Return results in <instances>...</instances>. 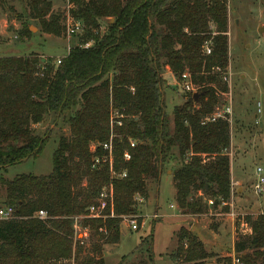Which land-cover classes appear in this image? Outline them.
Wrapping results in <instances>:
<instances>
[{
	"label": "trees",
	"instance_id": "1",
	"mask_svg": "<svg viewBox=\"0 0 264 264\" xmlns=\"http://www.w3.org/2000/svg\"><path fill=\"white\" fill-rule=\"evenodd\" d=\"M6 2L0 0V8ZM67 3L84 28L80 43L58 65L54 57L33 53L0 56V172L41 153L49 136L35 134L32 125L47 115L68 113L69 129V137L58 141L48 174L0 176L2 203L14 211L9 219L0 217V264L78 261L84 241L78 240L80 246L75 241L74 218L88 232V257L81 264H104L98 256L119 242L121 217L136 214L135 196L147 198V180L158 186L167 169L180 214H203L209 200L213 209L225 203L222 210H229L230 125L227 115L214 117L220 95L228 91L222 77L228 66L227 1ZM51 7L48 0H27L26 16L57 36L65 27ZM20 35L32 34L25 27ZM86 42L91 45L80 46ZM166 70L178 79L187 72L201 93L196 101L188 93L171 118L162 92ZM103 143L111 144L115 173L124 171L125 177H111L107 164L91 167L94 157L107 156ZM105 185L113 189L114 216L85 217ZM40 210L45 218L35 216ZM245 220L250 233L235 242L234 251L240 264H264V217ZM178 243L183 264H204L209 257L186 229H180ZM148 252L133 264H153L151 248Z\"/></svg>",
	"mask_w": 264,
	"mask_h": 264
},
{
	"label": "rangeland",
	"instance_id": "2",
	"mask_svg": "<svg viewBox=\"0 0 264 264\" xmlns=\"http://www.w3.org/2000/svg\"><path fill=\"white\" fill-rule=\"evenodd\" d=\"M53 13L60 15L61 25L65 27L68 13L67 0H48ZM228 7V66L222 73L227 83V93L220 95V104L216 114L227 115L230 125V146L227 153L232 162V169L240 183L232 186L229 210H222L224 205L213 209L206 202V211L200 215H180L170 185L172 171L167 169L156 186L147 180V198L136 202V214L140 224L137 230H130L126 223H121L119 242L98 256L104 264H133L144 260L148 250L154 255L153 264H183L177 254L178 234L181 228L188 230L202 243L209 255L204 264H224L226 258L236 255L234 244L250 233V226L241 233L239 224L245 218L254 220L264 210V195L253 192L256 168L264 171V0H226ZM27 0H7L0 8V56L36 54L40 58L64 57L69 48L80 43L81 35L66 33V27L59 35L42 31L38 22L26 16ZM32 34L21 36L24 29ZM166 85L163 98L166 112L173 115V109L181 105L187 91L181 82L168 70L163 74ZM192 93H197L195 90ZM196 101V100H195ZM229 113H225V109ZM68 113L60 117L47 115L42 122L32 125L35 134H47L48 141L41 153L7 167L0 176L12 179L19 174L46 175L52 169V155L60 137H69L67 125ZM85 183V180L82 182ZM241 189H239V188ZM4 192L0 187V209L3 205ZM174 203L175 208H171ZM157 213V218L151 215ZM75 241L83 240L78 261L81 264L88 257L86 239L87 230L78 228ZM185 241L182 248H186ZM80 246L81 243L78 242ZM237 256V255H236ZM233 262V263H232ZM234 264H240L234 263Z\"/></svg>",
	"mask_w": 264,
	"mask_h": 264
},
{
	"label": "built area",
	"instance_id": "3",
	"mask_svg": "<svg viewBox=\"0 0 264 264\" xmlns=\"http://www.w3.org/2000/svg\"><path fill=\"white\" fill-rule=\"evenodd\" d=\"M66 33L68 36H72V35H81L83 32V24L78 21L75 20L69 13H67L66 15ZM78 45V44H77ZM91 45V42H86L83 45H80L84 48H87ZM73 47V46H72ZM70 49V48H69ZM68 49V51H69ZM67 51V53H68ZM66 53V54H67ZM205 53L206 54H210V49L208 47L205 48ZM62 57H59L56 59L55 64L58 65L60 63ZM180 82H181V86L184 89V91L187 92H193L195 90L193 84L190 81V76L187 72H184L183 74H181L180 76ZM225 113H229V109L226 108ZM222 115L220 114H216L214 117H221ZM129 145L130 147H134L135 145V141L133 140H129ZM102 148L104 150L108 151V154L106 157H94L93 161H92V165L91 167L93 169H98V168H102L104 164H107L108 166V171L111 177H119V178H123L125 177V172L123 171L122 173H115L114 169H113V158H112V154H111V144L110 143H103ZM96 148L95 144H92L90 146V150L94 151ZM123 158L125 160H129L130 159V154L128 152H125L123 154ZM256 176L257 178L255 179L254 183H253V192L256 195H264V171L258 167L256 168ZM142 198L139 196H135V202H141ZM209 204H212V201H208ZM223 205H226L225 203H223ZM228 205H231V203L229 202ZM172 207V206H170ZM109 210V214H106L105 212ZM13 209L11 207H4V209H0V217L1 218H5V219H9L13 216ZM35 216L38 218H45L46 217V213L44 211H38L37 213H35ZM107 216H114L113 213V189L111 185H105L103 187H101V189L99 190L97 197H96V201L94 204L90 205L87 209H86V215L85 217L87 218H92V219H104ZM160 215H158L157 213H154L151 215V218H157ZM259 216L264 217V210L261 211L259 213ZM141 218L143 217L142 215L137 216V215H123L121 217V223H126V226L130 229V230H137L140 226H144L145 223L144 221H142V223L140 222V224L137 222V218ZM79 218H74V222H73V229L76 231L79 227L77 226V221ZM240 226V231L241 233L246 232L247 231V223L246 222H241L239 224ZM234 263H238V256H234L233 258ZM233 263V262H232ZM233 263V264H234Z\"/></svg>",
	"mask_w": 264,
	"mask_h": 264
},
{
	"label": "crops",
	"instance_id": "4",
	"mask_svg": "<svg viewBox=\"0 0 264 264\" xmlns=\"http://www.w3.org/2000/svg\"><path fill=\"white\" fill-rule=\"evenodd\" d=\"M230 171H231V184H232V186H234L236 184H239L240 183L239 178L237 176H235L234 173H233L232 162H230ZM169 180H170V185L172 186L171 178ZM172 189H173V195H174V188H173V186H172ZM239 189H241V188H239ZM172 207L175 208L174 203H173ZM180 215H182V214H180ZM108 248L110 249L111 247L105 246L104 249H103L105 251L104 254H103L104 258L106 256V252H107L106 250H108Z\"/></svg>",
	"mask_w": 264,
	"mask_h": 264
},
{
	"label": "water",
	"instance_id": "5",
	"mask_svg": "<svg viewBox=\"0 0 264 264\" xmlns=\"http://www.w3.org/2000/svg\"><path fill=\"white\" fill-rule=\"evenodd\" d=\"M201 95V93H193L192 97H193V100H197V98Z\"/></svg>",
	"mask_w": 264,
	"mask_h": 264
}]
</instances>
